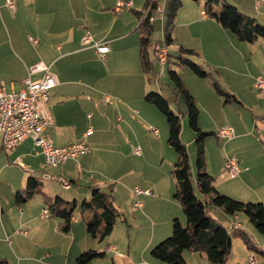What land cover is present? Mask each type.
Returning <instances> with one entry per match:
<instances>
[{"label": "crops", "instance_id": "crops-1", "mask_svg": "<svg viewBox=\"0 0 264 264\" xmlns=\"http://www.w3.org/2000/svg\"><path fill=\"white\" fill-rule=\"evenodd\" d=\"M147 1L112 0L109 3L97 6L96 10H93L94 17L101 20L102 24H106V26L96 33L95 31L91 32V28H94L91 16L83 18L85 30L91 32L97 43L106 45L109 48L104 60L97 53L96 47L82 44V37L85 32L79 40L71 35L75 33L73 29L78 18V10L72 0L65 1L66 4H70L69 9H64L66 8L64 4L63 9L61 5L56 9L55 3L58 0H14L15 12L6 6V0H0V84H3L7 90H17V87L21 89L22 81L27 77L29 67L36 64L34 60L28 58L29 42L32 43L30 38L28 39L30 33L39 37L37 38V45L32 43L38 56L40 55L39 49L42 48L45 51L48 47L47 43L51 46V50H49L51 56L45 58L41 55L39 62H47L51 67L67 58L83 55L84 53L90 54L98 61L99 58L103 61L101 64L105 67L103 70L107 75L102 80L108 84L109 88L116 89L114 92L100 91L97 81L90 82L74 70H69L70 73L56 74L58 85L51 91L47 103V109L49 108L54 118V125L46 134L59 147L85 143L89 151L78 159L69 160L56 168H47L44 155L36 148L31 138L26 139L14 150L0 149V177H2L1 181L5 186V192H0V257L5 259L7 264H74L80 255L90 250L105 252V256L89 264H166L154 259L148 254L149 250L166 237L171 236L174 219H179L183 226L187 225L186 217L176 203L169 210H166L162 221L156 218L153 214L155 212L152 209L150 210L148 206L150 203L159 201L156 185H141L145 189L143 191H151L152 195L142 194L138 196L137 199L143 204V208L137 211L133 210L134 199L131 195L133 189L125 191L126 196L131 200L132 210L135 213L134 217L140 222H146L147 220L151 223L146 222L150 224L151 233L149 241L142 249L139 258L132 256L131 249H128L127 254L120 252L122 257H117L118 255L114 252L116 248L110 246V244L108 249H100V245H94V238L88 233L86 223L82 224L76 218L73 219L68 233L60 230L61 221L58 218L53 216L42 218V212L47 209L44 200L45 195L51 199L61 197L69 202L76 201L80 205L82 199L83 201L91 199L93 188L101 190L104 187L103 182L99 180V177L102 176L93 170L95 161L101 158L98 156L97 142L98 138L102 137L101 133L103 131L113 136L116 134L117 138L122 135L124 141L122 143L118 139V142L122 143L118 146L123 148L127 145L130 148V142L124 132V125L129 126L136 115L147 122L151 121L141 111L142 107L145 109L146 114L152 112L151 107H149L152 104L145 100V96L151 91V86L149 73L146 74L142 64L140 65V37L136 36L141 24L140 13L144 10ZM201 1L204 3L209 0ZM120 3L125 5L119 8ZM157 3L161 7L160 0H157ZM226 3L236 6L243 13L256 21H260L259 15H253L254 12L248 7L246 0H219V3L214 6V12H219ZM161 8L163 9L161 16L163 22L165 10L163 7ZM91 10V7L86 5L85 11L90 12ZM64 19L68 20V24L62 23ZM72 21L75 23L71 24ZM191 23L197 25L202 23L204 28L212 29V33L225 36L232 42L228 30L224 29L215 19L208 17L203 9L200 13L198 12L197 18L192 19ZM61 25H68L65 32L61 29ZM68 32L71 34H66ZM122 43H124L123 47H121ZM261 44L264 48V42ZM154 58L156 60L155 54ZM206 61L209 62L207 58ZM209 63L213 67V64ZM117 67H120V69L116 75L115 69ZM263 74L264 70H261L257 77ZM152 89L156 90L155 87H152ZM69 93H86L83 94L82 101L85 96L86 101H83V103L94 113L89 114L88 118L95 129L88 128L80 136H77L75 126L64 123L63 115L59 113L58 106L68 97ZM107 98H111V102H107ZM104 103L108 106L102 108V106H105ZM84 105H81V107ZM71 116L75 117L76 115L71 113ZM104 124H107V128H102ZM114 124H116L115 127ZM253 124L257 129L256 123L253 122ZM249 135L254 136L255 131L250 130L237 135L235 132V138L231 141L241 140ZM241 159L243 160L242 157ZM242 165H239V176L242 175L246 190L250 191L248 183L260 179L258 176L260 174L264 179V172H255L250 168L248 159L244 160ZM137 174L138 172L130 170L123 173L120 179L127 181V178ZM51 176L67 179L71 182V189H64ZM29 178H35L40 182L43 194L36 195L25 204L16 205L15 195L26 189ZM111 179L112 177L109 178V180ZM144 184H148V182ZM125 188L116 184L114 195L116 197L120 196L121 189ZM257 189L253 188L258 197L250 199H259L257 201H263L262 203H264V189ZM85 214H87L86 218L88 219L90 214ZM230 217H234V219L227 218V222H224L227 227L223 222L222 224L227 229H230V226L231 229L237 228L232 224L234 222L238 223L235 220H239L240 217L238 215ZM23 230H26L28 234L25 235ZM21 236L23 239L19 242V239H17V244L12 240ZM14 243L17 245L16 248L20 249H15ZM260 251L264 255V249H260ZM17 255H21L22 258H16ZM250 255L251 251L248 250L241 259L230 257L226 264H246ZM108 256L112 257L109 259ZM184 258L187 264H214L200 253L186 251ZM120 259L123 261H120ZM259 264H263L262 261Z\"/></svg>", "mask_w": 264, "mask_h": 264}, {"label": "rangeland", "instance_id": "rangeland-1", "mask_svg": "<svg viewBox=\"0 0 264 264\" xmlns=\"http://www.w3.org/2000/svg\"><path fill=\"white\" fill-rule=\"evenodd\" d=\"M65 1L67 0H58L55 3L56 9H58L59 5L63 9V4L64 6L66 5L64 9H69L70 4H66ZM72 1L78 10V18L76 23L74 21L71 22V24L75 23L73 29L75 33L71 34L68 32L66 34H71L77 38L76 40L81 39L83 33L86 32L84 28L85 23L82 20L88 16H91V22L94 24L93 29L90 27L91 32L95 31L96 33L105 28L106 24H102L101 20H97L94 17L93 10H96L97 6L109 3L112 0ZM246 1L248 7L254 12L253 15H259L260 21L257 20L258 23L264 26V9L260 11L256 9V0ZM169 2L170 0H160V3H162L161 7L165 10L163 22L161 21L162 15L152 22L154 32L151 39L149 56L155 63H153L154 68L149 73L151 86V91L149 92L160 93L168 102L173 112L182 117L181 137L187 146L190 156L191 173L195 178L197 175L195 140L198 134L190 126L189 118L185 114L186 105L183 98L178 96L174 91L175 82L170 72H177L187 90L194 97L197 108L200 111L198 124L201 131L209 133L205 138L206 169L215 178V188L222 192V194L238 201L263 202L257 201L259 199H250L258 197L256 195L257 192H254L253 188H258L257 190L264 189V179L261 174L258 175L260 179L252 180L248 183L250 186L249 191L246 190L242 175L231 178L228 174L227 176H223V173L229 159H236L239 165H242L244 160L248 159L250 161V168L255 172H264V96H262L264 93L254 87L258 73L264 70V48L261 44L264 42V39L260 38L254 43L240 42L230 31H227L232 38L231 42L225 36L212 33V29L204 28L202 23L198 25L192 24V19L198 17V12L200 13L202 9L204 11L206 2L203 3L201 0H182L183 5L178 12L172 32L174 42L169 46L170 62L168 65L162 66L154 58V45L159 44L163 46L165 43L164 26ZM86 5L91 7L92 10L90 12L85 11ZM62 23L68 24V20L64 19ZM20 26L22 27V25ZM67 26L61 25V29L65 32L68 28ZM30 36L33 39L39 38L37 35L30 33L28 39ZM136 36L140 37L139 32L136 33ZM47 44L48 47L45 51L42 48L39 49L40 55L38 56L32 43L29 42L28 58H31L37 64L40 61L41 55L45 58L50 57L51 52L49 50H51V46L49 43ZM123 46L124 43L121 44V47ZM181 46L185 49L194 50L197 54L184 57L200 65L203 70L211 75L200 77L188 65L182 64L180 60L182 54L179 52ZM206 58L213 64V67L206 61ZM102 62L100 58L98 61L92 55L84 53L83 55L67 58L51 66V73L56 76V74L70 73L69 70H74L84 78L86 77L90 82L97 81L100 91L114 92L116 89L109 88L108 84L102 80L107 75L103 70L105 67L101 64ZM45 64L48 65L47 62ZM119 69L120 67L115 69L116 75ZM215 80L219 82L221 89L225 93L235 96L238 102H226V97L221 96L215 88ZM152 87H155L156 90H153ZM17 88V90H20V87ZM83 94L86 93H69L68 97L58 106L59 113L63 115L64 123L75 126L77 136H80L88 128L95 129L88 118L89 114L94 113L84 105L83 101H86V97L84 96L82 101ZM79 97L81 98L78 99ZM81 105L84 106L81 107ZM104 105L102 108L108 106L105 103ZM149 107H151L152 112H147L146 114L145 109L142 107L141 111L151 121L147 122L136 115L134 116V121H131L129 126L124 125V132L130 142V148L127 145L123 148L118 146L124 141V138L121 137L122 135H119L120 138H117L116 134L113 136L105 131L101 133L102 137H99L97 142L98 156L101 158L95 161L93 170L102 176L99 177L100 182L102 181L104 184L101 191L108 194L112 193L115 197V205L120 211V215L116 218L111 237L105 241L94 239L93 243L96 246L100 245V249H108L110 246H114L118 252L116 253L117 257H122V255H119L120 252L127 254L128 249H131L132 256L139 258L142 249L149 241L151 233V223L149 221L146 220L147 223H150L147 224L146 222H140L134 217L135 213L132 210L131 200L126 196L127 193L125 191H129L130 189L135 190L136 188L145 190L141 185H156L159 201L148 205L150 210L152 209L155 212L153 214L156 218L162 221L166 210L173 207L175 203L180 207L182 214H184L181 204L174 198L175 180L172 176V168L177 162L178 156L175 150L168 144L169 128L167 120L157 107L154 105H150ZM48 112L53 116L49 108ZM71 113H74L76 116H71ZM253 122L256 123L257 129H255ZM113 126L115 127L116 124ZM227 126L232 127L236 135L241 134V132H249L250 130L255 131V135L245 136L241 140L233 142L225 140L218 136V132ZM102 128H107V124L102 125ZM156 130L157 133L155 132ZM118 139L122 143L118 142ZM136 149L140 150V154H136ZM130 170L138 172V174L127 178V181L120 179L123 173ZM110 177H112L111 180H109ZM1 180L2 177H0V192L3 193L5 192V186ZM145 182H148V184H144ZM116 184L126 187L125 189H121L122 193L118 197L114 195ZM195 192L200 195L196 187ZM150 195H152V192ZM209 215L216 220L219 219V222H223V224L227 222V218H230V220L234 219V217H230L216 208H211ZM237 215L240 219L235 221L240 223L242 229L250 235L252 243L258 249H264V234L258 232L244 213H238ZM86 217L87 214L83 215L78 209L75 211L74 218L78 222L84 224L87 219ZM225 226L227 227L226 224ZM166 238H169V236ZM17 239H19V242L23 238L21 236L12 240L17 244ZM232 242L233 247L230 257L241 259L248 252L247 245L239 237L238 232L232 235ZM16 244L14 248L20 249L16 248ZM152 249L148 252L151 256ZM251 254L255 255L257 264L261 261L264 264L263 253L251 252ZM110 257L112 256H108L109 259ZM16 258L21 259L22 257L21 255H17ZM120 261L123 260L120 259ZM249 261L248 259L247 262Z\"/></svg>", "mask_w": 264, "mask_h": 264}, {"label": "trees", "instance_id": "trees-1", "mask_svg": "<svg viewBox=\"0 0 264 264\" xmlns=\"http://www.w3.org/2000/svg\"><path fill=\"white\" fill-rule=\"evenodd\" d=\"M151 1L148 0L146 6ZM217 3H219V0L207 1L204 5L205 14L215 19L224 29L230 31L237 40L254 43L260 38L264 39V26L260 25L254 18L228 3L219 12H214V6ZM182 5V0H170L169 2L164 26L165 43L168 46L174 42L172 32ZM143 11L140 13L141 24L138 28L140 33V58L143 70L148 74L154 68L153 63H155L149 56L154 28L148 18L143 21ZM179 52L182 54L180 57L181 63L188 65L196 75L200 77L211 75L203 70L200 65L185 58L187 55L197 54L194 50L185 49L181 46ZM169 62L170 55L167 65ZM170 74L175 82L174 91L185 102V114L189 118L190 126L198 134L195 140L197 175L194 178L191 173L190 156L186 144L182 141V117L173 112L168 102L160 93L149 92L145 96V100L157 107L165 116L169 128L168 144L175 150L178 156L177 162L172 168V176L175 180L174 198L181 204L187 220L186 226H183L177 218L173 220L171 236L161 241L157 246H154L151 251L153 258L166 264H187L184 253L190 251L205 255L214 264H226L232 253V235L235 232L239 233V237L245 242L249 251L261 252L252 243L250 235L241 226L235 229H231L230 226V229H227L222 223L209 215L211 208L221 210L229 216L244 213L258 232L264 234V203L238 201L220 193L215 188V178L206 169L205 138L209 133L201 131L199 127L198 119L200 111L197 108L194 97L187 90L177 72H170ZM214 86L221 96L226 97V102H238L235 96L229 95L221 89L218 81L215 80ZM195 187L200 195L196 194ZM38 194H43L40 182L35 178H29L26 189L16 193L15 204H25ZM44 200L45 206L51 216L61 221L60 230L64 233L70 231L77 209L82 214L89 213L90 217L85 221L87 231L94 239L100 241H105L112 235L116 218L120 215V211L115 205L113 194L103 192L99 188H93L91 199L83 201L80 205L76 201L69 202L61 197L51 199L45 195ZM104 256L105 252L90 250L80 255L74 264H89L93 260L103 258ZM0 264H7V262L0 257Z\"/></svg>", "mask_w": 264, "mask_h": 264}, {"label": "built area", "instance_id": "built-area-1", "mask_svg": "<svg viewBox=\"0 0 264 264\" xmlns=\"http://www.w3.org/2000/svg\"><path fill=\"white\" fill-rule=\"evenodd\" d=\"M5 4L11 11L15 12L14 0H6ZM124 5L120 3L118 7L121 8ZM256 9L258 11L264 9V0H256ZM162 12L163 9L157 4V0H152L143 11V21L148 18L152 23L162 15ZM30 41L34 45L38 44V40L32 37H30ZM82 44L96 47L97 53L101 55L102 59H106L109 48L97 43L89 30H86L82 37ZM169 53V46L166 43L163 46L154 45L156 60L162 66L167 65ZM38 75L40 76L37 77ZM57 85L58 80L51 73V67L43 62L29 67L28 75L22 81L20 90L11 89L8 91L3 84H0V149L14 150L26 139L31 138L36 148L44 155L47 168H56L69 160H76L89 151L84 143L64 147L56 146L46 134L54 125V118L48 112L47 103L51 91ZM255 87L264 93V74L256 78ZM106 100L111 102V98ZM155 132L157 133V130ZM218 136L225 140H232L235 137V130L229 126L223 127L218 132ZM135 152L140 154L139 149H136ZM224 170L223 176L228 174L231 178L238 177L240 175L239 162L236 159L227 160ZM51 178L59 182L64 189H71V182L67 179L56 176H51ZM142 194L150 195L151 192L139 188L132 191L134 211L143 208V204L137 199ZM50 216L49 210L44 209L42 218H49ZM232 225L242 228V225L236 222ZM23 233L28 234L26 231ZM114 252L118 253L116 249ZM249 260L246 264H257L254 254L250 255Z\"/></svg>", "mask_w": 264, "mask_h": 264}, {"label": "bare ground", "instance_id": "bare-ground-1", "mask_svg": "<svg viewBox=\"0 0 264 264\" xmlns=\"http://www.w3.org/2000/svg\"><path fill=\"white\" fill-rule=\"evenodd\" d=\"M238 227V226H237ZM239 228V227H238Z\"/></svg>", "mask_w": 264, "mask_h": 264}]
</instances>
